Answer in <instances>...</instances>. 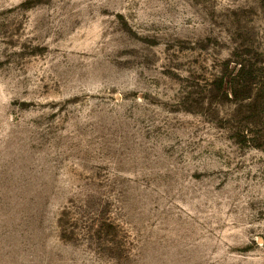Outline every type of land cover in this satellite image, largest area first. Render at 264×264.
I'll use <instances>...</instances> for the list:
<instances>
[{"label": "rangeland", "instance_id": "374dc122", "mask_svg": "<svg viewBox=\"0 0 264 264\" xmlns=\"http://www.w3.org/2000/svg\"><path fill=\"white\" fill-rule=\"evenodd\" d=\"M260 94L264 0H0V264H264Z\"/></svg>", "mask_w": 264, "mask_h": 264}, {"label": "trees", "instance_id": "16d2710c", "mask_svg": "<svg viewBox=\"0 0 264 264\" xmlns=\"http://www.w3.org/2000/svg\"><path fill=\"white\" fill-rule=\"evenodd\" d=\"M237 64H239L240 67H239L238 71L235 73L234 77L231 78V82L234 81L236 84L242 83L243 87L248 90V93L252 94L254 87L257 84L256 83L257 71L254 69V66L251 65V63L249 65H247V64L245 65L243 63H237ZM233 92L236 96L237 90H234ZM257 105L258 106L261 105L260 107H263V109H264V96H263V94H262V96H261V94L258 95L255 98L254 103L250 104L249 107H251L250 109L253 108V110H254ZM244 138L248 139V141L254 140L251 137L247 138V136H245Z\"/></svg>", "mask_w": 264, "mask_h": 264}]
</instances>
